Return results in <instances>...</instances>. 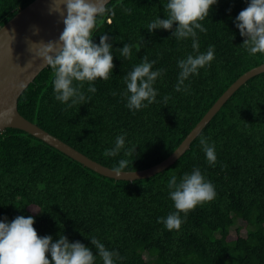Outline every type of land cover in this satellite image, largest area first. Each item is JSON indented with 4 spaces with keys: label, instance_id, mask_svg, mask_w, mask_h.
Segmentation results:
<instances>
[{
    "label": "trees",
    "instance_id": "1",
    "mask_svg": "<svg viewBox=\"0 0 264 264\" xmlns=\"http://www.w3.org/2000/svg\"><path fill=\"white\" fill-rule=\"evenodd\" d=\"M34 1L0 0V28ZM166 2L112 0L107 6L114 15L102 17L94 33L96 44L103 33L112 44L111 78L97 79L94 94L85 84L90 99L68 108L55 99L48 67L20 97L21 115L111 169L121 158L134 160L127 169L132 172L170 157L233 83L264 64V55L251 56L241 47L245 38L236 17L250 0H218L202 22L206 33L197 30L199 52L213 46L215 59L185 81L187 92H177L178 61L197 53L191 38L178 41L170 31L146 29L156 17L167 18ZM125 43L133 45L131 59L117 51ZM145 55L156 61L153 70L164 74L154 84L156 102L133 111L126 106L124 76ZM120 135L126 149L137 148L136 155L124 157L122 150L105 158L103 152ZM201 137L215 146L214 166L207 162ZM195 168L214 185L216 196L186 217L181 214V228L169 231L158 222L176 211L168 181L175 175L179 182ZM21 215L35 219L40 237L55 242L62 233L69 242L83 243L97 255L96 264L102 261L92 237L119 252L116 264H264V73L229 99L174 165L149 179H110L22 130L1 132L0 221Z\"/></svg>",
    "mask_w": 264,
    "mask_h": 264
},
{
    "label": "clouds",
    "instance_id": "2",
    "mask_svg": "<svg viewBox=\"0 0 264 264\" xmlns=\"http://www.w3.org/2000/svg\"><path fill=\"white\" fill-rule=\"evenodd\" d=\"M54 3L59 4V9L55 11H59L62 16L64 11L61 6L66 8L63 19L65 27L58 41L40 44L42 47L38 56L52 70L55 99L72 108L78 104L84 105L90 99L83 91L85 84L89 85L87 92L94 94L97 91L94 86L97 79L107 81L112 76L115 68L112 44L104 33L100 35L99 44H96L94 33L102 23L101 18L109 12L114 15V12L108 8V0H54ZM217 3L218 0H167L163 3L167 18L158 16L146 26L149 32L163 29L172 32L178 41L188 38L193 41L192 48L197 54H189L178 61L180 72L175 89L177 92H187L189 89L185 81L192 75H199V70L210 66L215 59L213 46H209L205 53L199 52L197 30L206 33L202 22L209 18ZM236 27L245 38L241 47L251 56L264 55V0H250L236 17ZM132 48L133 45L125 43L117 51L121 57L131 59ZM155 63L145 55L142 62L124 76V96L130 110H141L156 102L158 92L154 84L164 74V69L154 71ZM169 99V96H165L164 102L167 103ZM200 144L207 162L214 166L217 162L214 144L210 145L204 137H201ZM136 149L135 146L126 149L125 136L120 135L116 137L114 147L106 149L103 156L116 157L124 150V157H132L136 155ZM133 161L121 158L112 167L111 173L117 178L134 174L127 171ZM168 188L176 211L166 218H160L158 222L169 231L181 228L184 223L181 214L186 217L197 206L212 201L216 196L214 185L205 179L199 168L193 169L190 174L186 173L179 182L175 175L171 176ZM34 224L32 216L22 215L11 222L0 221V264H96L97 255L83 243L69 242L62 233L55 242L51 236L40 237ZM90 240L102 264H116L118 259H122L118 251H110L96 237Z\"/></svg>",
    "mask_w": 264,
    "mask_h": 264
},
{
    "label": "water",
    "instance_id": "3",
    "mask_svg": "<svg viewBox=\"0 0 264 264\" xmlns=\"http://www.w3.org/2000/svg\"><path fill=\"white\" fill-rule=\"evenodd\" d=\"M111 1L108 0V4ZM56 8L59 9V4H55L54 0H35L0 28V133L7 129L22 130L110 179L134 182L149 179L164 172L190 149L193 141L243 85L251 78L264 73V64H262L242 75L218 99L178 149L166 160L149 169L132 171L134 174L117 178L111 173V168L77 151L26 119L19 112L18 105L22 94L40 73L49 67L38 56L42 47L40 44L58 41L64 30L63 19L66 16V8L61 6L64 16L59 11H55Z\"/></svg>",
    "mask_w": 264,
    "mask_h": 264
},
{
    "label": "rangeland",
    "instance_id": "4",
    "mask_svg": "<svg viewBox=\"0 0 264 264\" xmlns=\"http://www.w3.org/2000/svg\"><path fill=\"white\" fill-rule=\"evenodd\" d=\"M232 234H233L234 236H236V232H235V231H233ZM243 235L245 236V233H243Z\"/></svg>",
    "mask_w": 264,
    "mask_h": 264
}]
</instances>
